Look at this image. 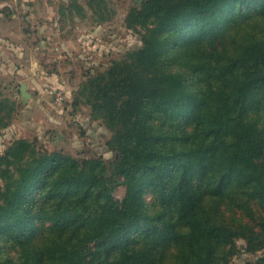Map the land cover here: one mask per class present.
Returning a JSON list of instances; mask_svg holds the SVG:
<instances>
[{"label": "trees", "instance_id": "trees-1", "mask_svg": "<svg viewBox=\"0 0 264 264\" xmlns=\"http://www.w3.org/2000/svg\"><path fill=\"white\" fill-rule=\"evenodd\" d=\"M125 22L141 45L73 101L111 131L113 158L13 141L0 264H229L238 238L264 248V0H139ZM11 110L0 100V126Z\"/></svg>", "mask_w": 264, "mask_h": 264}, {"label": "rangeland", "instance_id": "rangeland-1", "mask_svg": "<svg viewBox=\"0 0 264 264\" xmlns=\"http://www.w3.org/2000/svg\"><path fill=\"white\" fill-rule=\"evenodd\" d=\"M138 1L0 0V100L12 108L7 124L0 126V155L13 141L27 139L36 153L113 158L106 145L111 131L91 115L88 104L75 107L73 101L88 75L141 45L125 22ZM72 2L80 10H70ZM23 82L29 98L18 91ZM124 193L121 185L113 191L117 199ZM236 247L229 264L264 263V248L246 251L242 238Z\"/></svg>", "mask_w": 264, "mask_h": 264}, {"label": "water", "instance_id": "water-1", "mask_svg": "<svg viewBox=\"0 0 264 264\" xmlns=\"http://www.w3.org/2000/svg\"><path fill=\"white\" fill-rule=\"evenodd\" d=\"M18 91L20 92V94H21L22 97H26V98H29L30 97V94L27 93V91H26V83H24V82L21 83Z\"/></svg>", "mask_w": 264, "mask_h": 264}]
</instances>
